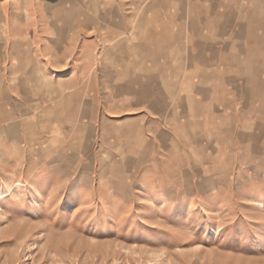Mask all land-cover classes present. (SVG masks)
<instances>
[{
	"label": "rangeland",
	"instance_id": "obj_1",
	"mask_svg": "<svg viewBox=\"0 0 264 264\" xmlns=\"http://www.w3.org/2000/svg\"><path fill=\"white\" fill-rule=\"evenodd\" d=\"M101 5L0 0V264H264V130L204 139L196 128L156 145L136 122V98L100 81L77 139L71 128L85 113L69 88L33 63L26 78L25 49L61 56L43 48L53 28ZM71 56L83 69L81 51ZM107 56L96 49V64Z\"/></svg>",
	"mask_w": 264,
	"mask_h": 264
},
{
	"label": "crops",
	"instance_id": "obj_2",
	"mask_svg": "<svg viewBox=\"0 0 264 264\" xmlns=\"http://www.w3.org/2000/svg\"><path fill=\"white\" fill-rule=\"evenodd\" d=\"M100 2L98 16L88 6L72 26L53 28L57 36L43 48L61 56L42 49L31 58L28 48L21 63L26 78L33 63L38 76L69 88L74 112L85 113L71 128L74 138L88 134L100 81L105 93L136 98V122L156 145L172 146L196 128L204 139L215 131L244 139L264 130V0ZM96 49L108 51L100 64ZM72 50L81 51L83 69ZM60 59L72 63L69 73Z\"/></svg>",
	"mask_w": 264,
	"mask_h": 264
},
{
	"label": "bare ground",
	"instance_id": "obj_3",
	"mask_svg": "<svg viewBox=\"0 0 264 264\" xmlns=\"http://www.w3.org/2000/svg\"><path fill=\"white\" fill-rule=\"evenodd\" d=\"M186 31V30H185ZM257 36V35H256ZM179 39V38H178ZM183 43H184V41H183ZM180 45V44H179ZM236 57V56H235ZM232 58V57H231ZM243 58V57H242ZM241 62V61H240ZM222 88V87H221ZM254 92V91H253ZM146 195V194H145ZM148 195V194H147ZM150 195V194H149ZM149 198V197H148ZM148 200V199H147Z\"/></svg>",
	"mask_w": 264,
	"mask_h": 264
}]
</instances>
